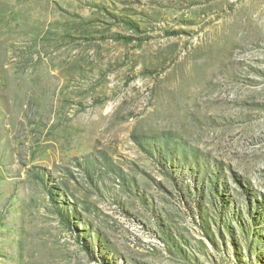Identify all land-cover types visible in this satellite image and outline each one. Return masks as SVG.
<instances>
[{
	"label": "rangeland",
	"instance_id": "rangeland-1",
	"mask_svg": "<svg viewBox=\"0 0 264 264\" xmlns=\"http://www.w3.org/2000/svg\"><path fill=\"white\" fill-rule=\"evenodd\" d=\"M0 264H264V0H0Z\"/></svg>",
	"mask_w": 264,
	"mask_h": 264
}]
</instances>
